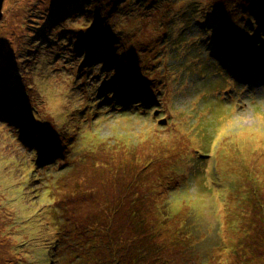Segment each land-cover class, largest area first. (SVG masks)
<instances>
[{"label":"rangeland","instance_id":"1","mask_svg":"<svg viewBox=\"0 0 264 264\" xmlns=\"http://www.w3.org/2000/svg\"><path fill=\"white\" fill-rule=\"evenodd\" d=\"M7 85L17 103L0 113V264H69L74 217L118 207L121 221L133 201L153 221L169 207L164 222L185 224L202 251L218 245L227 264L264 217V0H5L0 100ZM138 226L126 231L135 243ZM199 255L187 264L211 260Z\"/></svg>","mask_w":264,"mask_h":264},{"label":"trees","instance_id":"2","mask_svg":"<svg viewBox=\"0 0 264 264\" xmlns=\"http://www.w3.org/2000/svg\"><path fill=\"white\" fill-rule=\"evenodd\" d=\"M130 79L126 78L123 80V85H129ZM129 87V88H130ZM9 88L8 85L5 86L4 98L0 101V113L6 114L10 113L9 116L14 117L16 112V96L17 94L12 90V95L8 94ZM6 97H9L6 99ZM127 111L129 109H123ZM127 113V112H123ZM35 124V123H34ZM33 124H29L27 122H23L21 129L27 135H30L36 126H32ZM36 131V130H34ZM142 132L141 129L138 131ZM53 138V139H52ZM46 139H51V143L55 140L58 141L57 135L55 132L52 135H48ZM45 140H43V145L41 149H43L46 153H52L55 155L65 154V151L62 147H52L46 148ZM31 149L32 145H29ZM246 181L248 182V178L246 177ZM245 185V193L247 195V202L249 201L250 207L252 211L261 212L262 208L257 206V202L254 200L256 193L252 195V187L250 184ZM94 192H92L93 194ZM254 196V197H253ZM256 207V208H255ZM158 208H154L157 210ZM119 208L115 207L111 210V213L104 214L103 212L100 216H94L90 211L87 216L84 215L83 219L80 217H74L75 221L71 225L72 233L69 239H66L64 243H66V253L67 263L69 264H147L144 259L150 258L153 262L152 264H179L178 259L187 260V262L194 261L193 257L196 251H200V257L202 254H206L208 252L211 255L207 258L210 261L206 262V264H223L221 256L215 255V251L218 248V245H213L212 247L207 246L204 250H200L197 248L199 245H204V242L201 243L197 241V238L190 237L187 233L184 232L185 224L176 223L172 225L168 222H164L162 219L164 215V210H168L169 213L167 217H169L172 212L169 207H164L162 213L154 214L155 216L159 215L157 218L158 221H153L152 216H149V212L145 209L143 213H139L140 210L136 202L133 201L132 205L124 208V212L127 217L121 221H113L111 214L112 212L118 211ZM86 213V214H87ZM137 217L140 218V222L137 221ZM252 224L249 222L245 224L242 229V234L237 237L235 241V245L232 249H241L238 258L229 261L227 264H256L257 261H260L261 264H264V251H258L252 249L254 244H258V238H264V232L253 233L255 230V226L257 227L261 221H264V217L262 215L255 219H250ZM174 222V221H173ZM140 224L143 233L142 240H139L137 243L133 241L132 237H128L127 230L128 227H132V229H137ZM211 225V224H209ZM147 230V231H146ZM252 234V237L246 244H243L240 241H244ZM135 234H131L134 236ZM161 235V236H160ZM160 236V239L158 240ZM148 241L151 244H145L144 242ZM223 244V243H222ZM176 246L178 252L175 255L172 254V248ZM71 253H70V252ZM132 258L130 262H127L129 258ZM215 259V260H214ZM257 260V261H256Z\"/></svg>","mask_w":264,"mask_h":264},{"label":"water","instance_id":"3","mask_svg":"<svg viewBox=\"0 0 264 264\" xmlns=\"http://www.w3.org/2000/svg\"><path fill=\"white\" fill-rule=\"evenodd\" d=\"M5 0H0V19L3 17V5ZM162 123H166V119L160 120Z\"/></svg>","mask_w":264,"mask_h":264},{"label":"bare ground","instance_id":"4","mask_svg":"<svg viewBox=\"0 0 264 264\" xmlns=\"http://www.w3.org/2000/svg\"><path fill=\"white\" fill-rule=\"evenodd\" d=\"M236 71V70H235ZM50 87V86H49Z\"/></svg>","mask_w":264,"mask_h":264}]
</instances>
